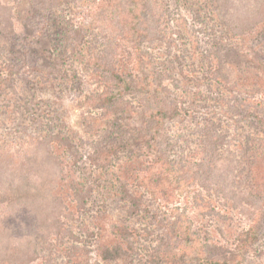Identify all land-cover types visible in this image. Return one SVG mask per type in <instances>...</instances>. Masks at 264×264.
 <instances>
[{"label": "rangeland", "instance_id": "obj_1", "mask_svg": "<svg viewBox=\"0 0 264 264\" xmlns=\"http://www.w3.org/2000/svg\"><path fill=\"white\" fill-rule=\"evenodd\" d=\"M97 1L0 0V76L5 77V67L12 72L5 77L12 82L11 89L0 95V264L14 258H33L30 264H66L74 245L90 263L108 264L101 262L99 249L111 246L114 225L151 229L160 221L169 230L165 227L169 209L184 215L199 240L217 248H233L238 232L255 228L259 239L249 264H264V125L233 110L236 99L247 98L243 89L255 90L251 110L264 119L260 116L264 65L244 50L248 46L264 60V17L260 13L250 20V29L240 33L241 20H229L216 0L159 1L163 16L160 12L148 15L142 29L150 35L141 47L168 89L183 96L181 119L167 123L169 145L173 156L185 160L198 179L188 187L178 183L177 190L174 184L173 199L163 192L156 200H146L151 215L141 212L129 217L112 191L113 176L132 180L140 163L121 156L106 172L92 169L94 175L87 174L94 188L87 211L80 213L68 204L69 182H80L88 165L79 173L82 163L72 165L71 157L66 153L62 157L54 145L48 157L45 142L60 130L75 143L89 147L91 138L82 127L83 110L78 105L102 89L99 77L86 68V51L77 49L71 55L64 47L69 49L73 30L81 32L87 45L92 35L103 38L95 44L96 50L106 41L119 44L118 26L113 30L107 26L110 21L117 23L115 9L98 8ZM259 9L263 12L264 5ZM199 47L217 51L228 89L234 84L240 92L229 94L225 85H208L205 74H195V78L185 72L196 64L193 50ZM205 157L208 164L202 162ZM57 161L63 162L64 173L54 180ZM41 187L57 198L50 199L45 193L36 198ZM22 197L27 200L16 203ZM93 228L100 234L91 238L88 234ZM70 233L81 242L75 243ZM6 247L13 252L10 256L3 250Z\"/></svg>", "mask_w": 264, "mask_h": 264}, {"label": "trees", "instance_id": "obj_2", "mask_svg": "<svg viewBox=\"0 0 264 264\" xmlns=\"http://www.w3.org/2000/svg\"><path fill=\"white\" fill-rule=\"evenodd\" d=\"M159 1L161 0H98L96 2L98 8L104 10L114 8L116 11L117 23L112 24L110 21L107 26L110 30L117 28L114 25L118 26L116 31L120 35L118 36L119 44L106 41L102 49L96 50L95 44L99 45L105 41L103 38L92 35V42L87 45L81 32L73 30V36L68 38L69 49L64 47V52L71 55L80 51L77 49L82 48L83 52L86 51L88 54L86 68L99 77L98 83L102 89L100 92L85 96L78 105L83 110L82 127L85 134L91 138L88 148L82 147V143H75V139L72 140L69 135L60 130L53 131L45 142L46 151L49 152L48 157L55 146L61 149L62 157L65 153L71 157L72 165L77 166L78 163H82L79 173H82L84 166L88 165L89 170L84 171L85 177H82L80 182L76 183L74 180L71 184L69 182L72 195L69 196L71 199L68 204L80 213L87 211L90 195L94 192L90 180L86 177L87 174L94 175L95 171L92 169L106 172V168L112 166L114 160L121 156L126 157L130 162L140 163V166H136L132 180L120 174L113 176L112 191L114 190V195L123 204L125 213L129 217H135L141 212L151 215L146 200H156L162 196L163 192L167 198L173 199L170 194L173 192L174 184L177 190L178 183L181 182V185L188 187L198 179L195 176L197 173L186 166L185 160L173 156L169 145L167 123L181 119L185 111L183 96H177L168 89L163 75L157 71L152 62L153 59L151 56H145L141 47V41L150 35L142 29V24L147 21L148 15L160 12L163 16ZM216 1L219 3L218 8L229 17V20H241L238 26L240 33L250 29L248 25L253 16L256 17L260 13V16L264 17V9L263 12L259 9V6L264 5V0ZM59 3L61 1H58ZM212 50L205 52L200 47L194 48L193 51L197 52L196 64H191V69L185 72H189L190 75L203 73L205 74L203 79L208 85L216 87L225 85L224 88L227 89L225 91L229 94L238 92L234 84L228 89V82H225L218 53ZM244 50L261 66L264 65V60L253 49L247 46ZM179 61L182 59L179 58ZM3 69L8 73L5 77L12 76L10 67ZM5 77L0 76V95L11 89L12 82ZM187 77L184 76L188 80ZM195 78H197L196 75ZM242 92L247 95V98L236 99L237 104L233 110L243 111L244 118H253L256 124L264 125V119H260L251 110L250 98L255 95V90L243 89ZM208 97L212 98V96ZM220 97L217 99L228 106ZM221 112L227 113L225 110ZM260 116H264V111L260 113ZM56 159L59 160L58 157ZM202 162L208 164L210 160L205 157ZM55 169L57 170L53 179L57 180L61 173H64L63 162L59 164L57 161ZM43 193L50 199L57 198L55 194L54 196L49 194L46 188L34 197L42 198ZM16 199V203L27 200L23 197ZM169 212L165 225L166 228H170L169 230L161 227L160 221H155L159 225L155 224L156 228L151 229H135L119 223L114 225L112 227L114 239L111 246L99 249L101 262L108 264L251 263L252 255L250 254L259 239L255 228L249 227L238 232L233 248H217L207 244V241L205 243L199 240L196 233H191L189 223L183 220L184 215H181L178 210L169 209ZM160 228H163L164 232L161 233ZM98 234H100L98 229L93 228L88 236L93 238ZM69 235L76 241L75 243L81 242L75 235L71 233ZM149 243L153 246L147 245ZM78 248L74 245L69 250L66 264H99L90 263L89 259L82 255L83 251L79 252ZM3 250L8 256L13 253L7 247ZM32 259L16 261L14 258L7 262L30 264Z\"/></svg>", "mask_w": 264, "mask_h": 264}]
</instances>
